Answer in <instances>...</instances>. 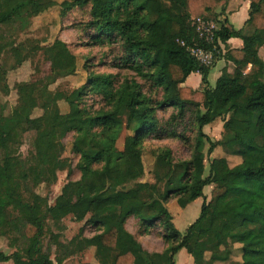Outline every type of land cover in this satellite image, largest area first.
Listing matches in <instances>:
<instances>
[{
	"label": "trees",
	"instance_id": "16d2710c",
	"mask_svg": "<svg viewBox=\"0 0 264 264\" xmlns=\"http://www.w3.org/2000/svg\"><path fill=\"white\" fill-rule=\"evenodd\" d=\"M224 1L75 0L71 4L81 7L91 2V19L85 26L92 32L91 43L120 44L123 52L113 66L161 88L163 96L154 103L134 79L115 86V76L89 73L86 83L64 98L69 110L62 113L48 85L17 84L16 106L9 114L0 112V219L4 221L0 238L14 249L10 254L0 250V264H63L74 255V244L62 241L48 222L58 226L67 216L94 227V235L84 237L83 242L93 249L97 264H175L174 257L182 249L201 256L199 264H248L264 256V60L259 55L264 46V0H249V17L241 29L221 17L219 7ZM53 5L55 0H0V35L1 28L21 13L33 17ZM197 17L216 23L221 42L231 38L243 42L240 49L226 46L219 59L234 68L232 72L224 68L214 87L208 81L213 66L201 65L186 48L197 40L191 22ZM14 51L20 64L24 60L21 51ZM46 53L51 82L76 72L77 58L62 40L56 39ZM192 73L201 76V102L193 100L197 91L182 86ZM8 89L5 84L3 91ZM87 92L101 95L108 108L91 112L82 107L80 100ZM169 106L176 113L168 125L184 120L188 111L194 115L191 158L170 170V153L165 152L159 156L161 164H168L165 174H156L154 183L140 182L145 172L143 144L150 138H163L156 112ZM37 108L43 114L36 118L40 126L33 131V152L20 157L16 150L30 131L28 122ZM122 119L131 134L118 150ZM218 122L223 123V135L211 140L203 129ZM69 132L75 134L72 149L80 156L82 175L63 187L54 205L44 200L42 208L34 210L35 187L56 180L62 139ZM206 145L208 156L221 147L241 161L231 166L225 157L212 158L205 175ZM10 159L16 160L14 187L4 166ZM233 178L243 181L233 183ZM130 182L135 185L125 189ZM207 186H213L210 200L203 202L198 218L181 235L169 209L205 198ZM130 216L139 220L142 234L157 225L162 228L167 247L161 253L144 250L125 228ZM45 236L49 237L46 245ZM235 244L241 245L237 262L231 260ZM207 253L210 260H206Z\"/></svg>",
	"mask_w": 264,
	"mask_h": 264
},
{
	"label": "rangeland",
	"instance_id": "374dc122",
	"mask_svg": "<svg viewBox=\"0 0 264 264\" xmlns=\"http://www.w3.org/2000/svg\"><path fill=\"white\" fill-rule=\"evenodd\" d=\"M75 0H55V5L41 12L36 16H26V13H21L18 18L9 25L1 28L0 37V112L9 114L18 102V93L16 90L17 84L20 82H32L34 85L44 87L48 85L50 91L55 92V98L58 100V105L62 113L68 112V104L64 98L71 94L74 90L83 86L89 73L95 74H111L116 77L115 86H118L124 79H134L145 93L154 103L160 101L163 96L161 88L152 87L150 82H147L136 76L134 72L129 70H119L113 66L114 59L121 56L123 50L120 44L110 45L94 44L92 42V32L86 29V24L91 19L90 8L91 2L84 6H72ZM65 2V4H64ZM69 4V5H68ZM222 4V3H221ZM220 10V7H219ZM56 39L65 42L70 51L77 58L76 72L73 75L58 78L55 82L50 81L52 78L50 60L47 56L46 49ZM18 48L23 56V61L17 64L14 49ZM264 59V48L261 51ZM223 67L222 60L211 68L208 81L209 86L214 87L217 74ZM192 80V79H191ZM8 85V91H3V86ZM193 100L202 101V87L193 96ZM80 105L87 108L91 112L100 109H107L103 97L99 94L90 92L85 93ZM176 113V109L169 106L159 108L156 116L160 121L159 128H163L162 139L150 138L143 144L142 162L144 165V176L140 182H155V175H164L167 170V165L161 164V157L165 152L170 153L169 168L174 170L177 165H182L188 161L192 155V144L196 134V126L194 115L190 111L187 112V117L177 124L168 125L172 114ZM43 114V110L37 108L32 113V118L28 122L29 132L23 136L21 146L16 150L20 157L30 156L33 152V142L35 139V131L39 128L37 117ZM124 128L122 129L117 141L116 147L122 150L124 147L125 138L131 134V131L125 128V119H122ZM218 122V125L205 127L204 132L211 140H218L223 135V124ZM215 127V128H213ZM175 134V135H173ZM74 132H69L63 139V151L61 154L62 162L59 170L56 172V180L54 182H45L35 187V192L38 198L36 199L34 210H39L43 206L45 200L48 205H54L56 198L61 194L63 187L68 182H74L80 179L82 173L78 168L80 156L74 153L72 144L74 141ZM208 148V146H207ZM160 159V160H159ZM5 171L11 186H15L17 182L16 160L10 159L4 163ZM209 163L205 162V175L208 173ZM97 167V166H96ZM242 178H233V183L242 182ZM135 185L130 182L125 185V189ZM163 186V183L160 184ZM209 187L204 188V193H210ZM204 198H200L199 202L190 204L185 209L186 214L175 219V226L181 235H184L185 228L193 223L199 216L201 202ZM171 203V202H170ZM175 204L176 202H172ZM170 204V205H171ZM137 218L131 217L128 220V228L133 232L138 233L136 221ZM0 219V225L3 224ZM51 230L59 234L62 241H72L74 244V255L63 262V264H90V261L95 260L93 249L87 248L84 245L83 238L94 235V227L90 224H85V221H76L72 216H67L58 226L48 222ZM206 222H203L205 225ZM202 225V223H201ZM202 225V226H203ZM81 228L83 229L82 231ZM154 232L160 231L158 225L153 227ZM48 236L43 239L44 245L48 241ZM231 260L237 262L240 258V249L234 247ZM0 250L10 254L14 251L9 247L8 240L0 238ZM198 254V253H197ZM197 256V255H196ZM51 258L54 260V254ZM179 260V256H176ZM199 264L201 256L195 257ZM181 260V259H180ZM1 264H14L12 261ZM248 264H264V256L257 258Z\"/></svg>",
	"mask_w": 264,
	"mask_h": 264
},
{
	"label": "crops",
	"instance_id": "0c3cea01",
	"mask_svg": "<svg viewBox=\"0 0 264 264\" xmlns=\"http://www.w3.org/2000/svg\"><path fill=\"white\" fill-rule=\"evenodd\" d=\"M249 5H250L249 0H227V1H224L220 6V12L222 13L221 17L226 18L236 29L245 28V23L249 17V15H248L249 14ZM226 46H228L229 48L240 49L243 46V42L240 38H231L227 42L223 43L224 49L226 48ZM263 48H264V46H262L259 49V55L262 59H263V56L261 54V51ZM218 60H222V62H223V67H222L221 71L224 68H226L228 70V72L233 71L234 66L231 62H228L223 58H220ZM217 61H216V63H217ZM249 69H250V66L246 69V72H248ZM221 71H219V73L217 74V76H216L217 78L220 76ZM182 86L190 87L193 90L198 91V89L201 87V76L198 73L190 74ZM217 125H218V123H216V125H214V126L216 127ZM205 127H210V125L205 126ZM205 127H204V129H205ZM215 127H213V128H215ZM207 146L208 145H206L205 150H204L206 163H209L210 159L215 158V157H218V158L225 157L231 166H234V165L240 163V161H241L238 156L226 153L224 151V149H222L221 147L215 148L214 151L208 156L207 155ZM207 187H209L208 189L210 190V193H207V194L204 193V195H205L204 201H206V202H208L211 198V190H212L213 186H207ZM199 200H200V198L194 200L193 202L189 203L188 205H186L183 208H178V207L172 206L169 210H170V213L173 217L174 225H175V219L179 218L181 215L186 214L185 209H187V207L190 204L199 202ZM203 202H201V205L203 204ZM200 208H201V206H200ZM131 217H134V216H130L125 223L126 230L135 237V239L141 244L142 248L144 250H146L147 252H149V253H161L167 247L166 243L163 241V239L161 237V233L163 232L162 228H160V231H156V232H154V229L151 228L148 230V232L142 234L139 232L141 225L139 223V220L136 219V221H137V223H136L137 230L136 231L138 233H136V235H135L133 230L128 228V220ZM186 228H185V230H186ZM234 246L236 248L241 247L240 244H235ZM91 251H93V250H91ZM177 255L179 256V260L176 259ZM205 257H206V260H210L211 255L207 253ZM174 260H175V264H196L197 263L195 257L193 255L187 253V251L185 249L180 250L175 255ZM240 260H241V257L237 261H240ZM90 264H97V261L92 260V261H90ZM212 264H226V263L220 262V261H215Z\"/></svg>",
	"mask_w": 264,
	"mask_h": 264
},
{
	"label": "built area",
	"instance_id": "2783aa9c",
	"mask_svg": "<svg viewBox=\"0 0 264 264\" xmlns=\"http://www.w3.org/2000/svg\"><path fill=\"white\" fill-rule=\"evenodd\" d=\"M191 22L195 27L197 40L193 45H186L187 51L201 65L212 67L225 53L223 42L216 37V23L200 17L192 18ZM181 45L185 46V43L181 42Z\"/></svg>",
	"mask_w": 264,
	"mask_h": 264
}]
</instances>
